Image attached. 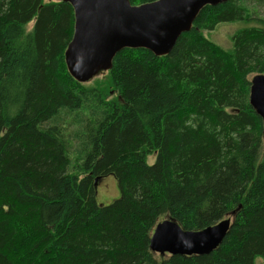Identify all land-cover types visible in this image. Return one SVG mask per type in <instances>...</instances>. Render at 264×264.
<instances>
[{"label": "trees", "instance_id": "trees-1", "mask_svg": "<svg viewBox=\"0 0 264 264\" xmlns=\"http://www.w3.org/2000/svg\"><path fill=\"white\" fill-rule=\"evenodd\" d=\"M235 23L230 51L204 34ZM74 27L69 3L0 0V264H264V129L250 104L264 0L206 6L168 56L125 49L86 84L65 63ZM109 176L120 197L100 205ZM227 218L209 255L151 251L163 219L200 231Z\"/></svg>", "mask_w": 264, "mask_h": 264}, {"label": "water", "instance_id": "water-1", "mask_svg": "<svg viewBox=\"0 0 264 264\" xmlns=\"http://www.w3.org/2000/svg\"><path fill=\"white\" fill-rule=\"evenodd\" d=\"M72 5L75 27L65 60L73 77L87 83L112 69L125 49H145L168 56L180 37L192 30L206 6L229 0H157L133 5L130 0H60ZM250 104L263 121L264 74L251 80ZM232 224L227 218L200 231H185L172 219L160 221L151 248L160 255L206 256L225 239Z\"/></svg>", "mask_w": 264, "mask_h": 264}, {"label": "rangeland", "instance_id": "rangeland-1", "mask_svg": "<svg viewBox=\"0 0 264 264\" xmlns=\"http://www.w3.org/2000/svg\"><path fill=\"white\" fill-rule=\"evenodd\" d=\"M44 1L45 3H48V2H55L56 0H44ZM243 27L244 25L242 23L221 24L217 26L215 30L206 31L204 32V34L206 35L208 39L215 42L223 49L230 51L233 48L232 36L239 29ZM31 28H32V25H29L28 29L30 30ZM100 74L97 76V78H95V80L100 79V78H104L105 80V77L100 76ZM93 82L94 81H92L91 83ZM95 82H99V81H95ZM154 160H155V157L151 156V158L149 159V163H153ZM96 195H97V202L100 205H110L112 202H114L120 197V188H119L118 180L113 176H109L105 179H102L98 183Z\"/></svg>", "mask_w": 264, "mask_h": 264}, {"label": "bare ground", "instance_id": "bare-ground-1", "mask_svg": "<svg viewBox=\"0 0 264 264\" xmlns=\"http://www.w3.org/2000/svg\"><path fill=\"white\" fill-rule=\"evenodd\" d=\"M226 3V2H225ZM67 51V50H66ZM66 53V52H65ZM158 57V56H157ZM65 63H66V60H65ZM66 66H67V63H66ZM67 69H68V72H69V74L73 77V75L71 74V72L69 71V68H68V66H67ZM74 78V77H73ZM75 79V78H74ZM76 80V79H75ZM77 81V80H76ZM77 82H79V83H81V84H85L84 82H80V81H77ZM88 83V82H87ZM252 106V105H251ZM253 108V107H252ZM254 109V108H253ZM255 111H256V109H254ZM256 113H257V111H256ZM258 115V114H257ZM259 116V115H258ZM96 188H98V185H97V183H96ZM151 243V242H150ZM150 248H151V245H150ZM151 251L153 252V253H155L156 254V252H154L153 250H152V248H151Z\"/></svg>", "mask_w": 264, "mask_h": 264}]
</instances>
